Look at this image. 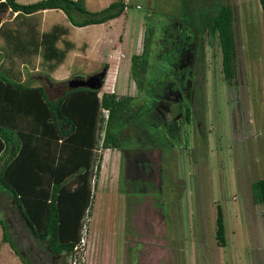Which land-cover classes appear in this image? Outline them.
I'll return each instance as SVG.
<instances>
[{"label": "rangeland", "instance_id": "obj_1", "mask_svg": "<svg viewBox=\"0 0 264 264\" xmlns=\"http://www.w3.org/2000/svg\"><path fill=\"white\" fill-rule=\"evenodd\" d=\"M84 1L98 10L113 0ZM219 1L234 12V75L224 78L216 38L206 36L199 53L194 44L175 38L172 54L165 42L147 74L158 89L161 78L171 76L170 89L143 94L147 130L138 123L123 128V136H139L126 145V155L114 147L100 149L94 198L74 255L52 259L45 242L29 233L9 198L0 195V218L33 264H264V202L251 196V183L264 177V9L259 0ZM126 3L105 22L70 24L67 38H40L35 54L33 34L16 38V45L5 43L11 53L6 62L21 71L22 81L44 84L52 97L65 87L63 80L100 73L108 63L99 94L136 95L130 56L142 50L146 21L154 22L158 38L167 14L180 13L181 0ZM55 12L47 14L48 21L66 20ZM47 66L56 67L49 71L59 83L49 81ZM217 205L223 245L215 236ZM0 264H24L2 239L1 225Z\"/></svg>", "mask_w": 264, "mask_h": 264}, {"label": "trees", "instance_id": "obj_2", "mask_svg": "<svg viewBox=\"0 0 264 264\" xmlns=\"http://www.w3.org/2000/svg\"><path fill=\"white\" fill-rule=\"evenodd\" d=\"M259 3L264 9V0ZM126 6L124 0H113L98 10H89L84 0L29 3L0 0V20L8 9L29 13L58 7L72 24L82 26L117 17ZM167 15L168 22L158 38L154 22L146 21L142 50L130 56L129 71L138 89L136 95H118L113 91L99 94L98 86L69 87L68 81L63 80L65 87L52 97L44 84L15 80L0 67V195L9 198L29 233L37 241L45 242L52 259L63 253L74 255L80 244L101 166L100 149L116 147L126 155L129 149L126 145L139 136H123V128L138 123L147 130L146 122L141 119L148 106L143 94L151 95L153 89L159 93L170 89L171 76L161 78L164 84L158 89L159 85L153 86L155 78L147 74L159 61L155 55L165 42L170 41L172 54L175 38L194 44L199 53L206 36L216 38L224 78L234 75V12L230 4L219 0H181L180 13ZM172 58L171 55L169 60ZM159 59L165 60L164 54ZM107 66L105 63L104 69ZM177 78L180 80L181 75ZM55 80L49 79L52 83ZM55 87L56 84L52 89ZM187 90L191 95L193 86H187ZM251 196L255 203L264 202V177L251 183ZM7 223L0 218L2 239L24 264H33L17 246ZM215 236L219 244H225L220 205H217Z\"/></svg>", "mask_w": 264, "mask_h": 264}, {"label": "crops", "instance_id": "obj_3", "mask_svg": "<svg viewBox=\"0 0 264 264\" xmlns=\"http://www.w3.org/2000/svg\"><path fill=\"white\" fill-rule=\"evenodd\" d=\"M127 2V0H124ZM91 10V9H89ZM52 11H56L55 13L58 14L60 18L65 17V21L63 22L61 19H56L54 22L47 19V14L51 13ZM63 12L61 8L58 7H49L44 9H38L29 13H25L20 10H12L8 9L1 14L0 20V51L2 50L3 57L0 60V67L12 78L18 81H22V73L19 69L13 67L12 64L6 62L5 58L11 57L10 51L5 52L4 45L5 43L11 42L16 45L15 39L16 38H30V34H33V47L32 53L35 54L38 51V47L36 43L39 42L40 38H67V32L69 31V25L72 24L67 15ZM64 15V16H63ZM74 25V24H73ZM20 35V36H19ZM25 39V38H24ZM67 45H72L73 43L67 40H64ZM12 45V44H11ZM42 46V45H41ZM43 49V47L41 48ZM16 51L19 49L15 48ZM10 59V58H9ZM27 59L26 57H22L20 59ZM49 65H53V63H49ZM56 67L50 68L49 66L46 67L45 73L51 74L49 70H53ZM52 75V74H51ZM53 78H57L52 75ZM58 79V78H57ZM109 149L111 147H108ZM116 148V147H114Z\"/></svg>", "mask_w": 264, "mask_h": 264}, {"label": "water", "instance_id": "obj_4", "mask_svg": "<svg viewBox=\"0 0 264 264\" xmlns=\"http://www.w3.org/2000/svg\"><path fill=\"white\" fill-rule=\"evenodd\" d=\"M105 76L104 69L100 73H95L87 76L86 78L82 77H73L68 81V86H77V85H86L88 87H96L101 84V81L104 80L102 77Z\"/></svg>", "mask_w": 264, "mask_h": 264}, {"label": "flooded vegetation", "instance_id": "obj_5", "mask_svg": "<svg viewBox=\"0 0 264 264\" xmlns=\"http://www.w3.org/2000/svg\"><path fill=\"white\" fill-rule=\"evenodd\" d=\"M86 78V77H85ZM160 109L162 110V107H160Z\"/></svg>", "mask_w": 264, "mask_h": 264}]
</instances>
